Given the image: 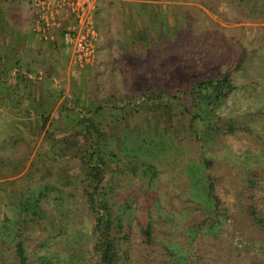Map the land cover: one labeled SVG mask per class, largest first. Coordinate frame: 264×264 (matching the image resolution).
Masks as SVG:
<instances>
[{"label": "rangeland", "instance_id": "1", "mask_svg": "<svg viewBox=\"0 0 264 264\" xmlns=\"http://www.w3.org/2000/svg\"><path fill=\"white\" fill-rule=\"evenodd\" d=\"M94 2L97 56L82 68L72 63L67 48L64 59L59 57L63 45L58 40L45 42L36 35L32 0L12 3L10 26L31 29L37 43L34 54L19 47L11 56L0 39V227L7 235H0V259L13 263L14 234L22 221L27 223L22 240L33 264L99 263L81 166L63 162V154L51 150L73 136L74 127L63 119L74 109L81 112L73 107L80 93L84 102L106 112L104 143L110 168L119 169L110 187L129 236H120L123 264H264V233L251 218L248 201L257 194L254 205L264 217V191L249 182L264 178V2L252 15L228 0ZM5 22L0 16L1 31ZM16 69L31 74L35 84H21L20 73L10 80ZM229 72L236 90L206 116L221 133L188 139L176 134L185 128L175 120L177 137L173 131L171 137L143 111L146 98L158 90L172 93ZM23 87L44 99L46 124L38 100L19 98ZM133 108L140 112L132 113ZM111 109L132 115L118 126ZM128 161L137 165L136 174L126 173ZM65 163L72 167L63 168ZM145 164L154 167L155 176L144 172ZM25 204L29 209L37 205L40 218L32 222L21 216L18 205ZM146 225L152 242L142 231Z\"/></svg>", "mask_w": 264, "mask_h": 264}, {"label": "trees", "instance_id": "2", "mask_svg": "<svg viewBox=\"0 0 264 264\" xmlns=\"http://www.w3.org/2000/svg\"><path fill=\"white\" fill-rule=\"evenodd\" d=\"M228 1L233 4L236 3L241 5L242 10H245L246 14L249 13L247 15L256 13L255 8L260 7L264 2V0H251L249 4L248 2L246 4L244 3L246 0ZM20 76V79H17V81H20L21 84H35L32 82V79L21 74ZM233 76L234 73L229 72L217 79L195 81V83L177 89L172 93L158 90V92L146 98L143 111L147 116H155V118L164 125V132L168 135L173 131L175 120L182 121L185 131L180 129L177 133L173 131L174 136L176 133L179 136L184 135L188 139H199L204 136V134L211 135L221 133L223 130L220 128V125L210 121L207 122L206 116L213 115L218 105L223 104L236 90ZM18 85L19 83L17 86ZM23 88L24 93L22 96L20 95L19 98H27L28 101H34L35 103L38 99H36V97L33 98L34 94H28V87ZM23 88H20V91ZM14 91L17 92V87L13 92ZM77 96L78 98L73 101V107H76L78 110L80 109L81 112H77L74 109L73 112H71L73 113V118L70 117V115H66L63 120L68 126L74 127V133L71 139L78 140L82 145H76V143L72 144L73 142H70L71 139H66V141L62 140V142H56V144L51 147V150L54 153L57 148V151L63 154L61 157L63 162L67 160L71 163L76 161L78 162L77 164L81 166L80 174H82L81 183L84 195L87 198L90 211L93 213L95 219L93 235L95 238V250L100 256L98 264H123L124 258L126 257L125 252L121 248L120 242L122 239L120 236L124 234V238L126 239H128L129 236L125 230L121 215H118L115 211L116 200L114 188L110 187L115 176L119 174V169L116 166L114 169L110 168L112 157L110 156V149H108L107 145L104 143L108 138V133H105L106 131L103 129V123L106 121V112L102 106L94 102H84V94L78 93ZM37 102H39L38 106L43 112H41V115L46 124L48 118L44 117V115L47 113L48 106L45 104L44 99L42 100V97H40ZM20 104L22 103L20 102ZM30 106L31 104L28 107L29 109ZM15 107H17L16 109L20 108L17 104ZM61 109H64L66 112L70 111L69 107H64V104L61 106ZM130 110L132 113L140 112L134 108ZM131 115L132 114H129V112L124 109L109 110V116L115 120L118 126L122 125L124 121H127V117ZM230 130L234 132L232 128H230ZM173 134L170 136L174 137ZM165 147L166 145L164 144L163 148ZM157 148L159 150L162 149L161 146ZM68 151L71 152V154L67 155ZM75 151L78 153L77 157L75 156ZM147 151L151 152V150ZM145 166L144 172L147 171V174H151L152 176L156 175L154 167L146 164ZM71 167L69 163L63 164V168L69 169ZM136 167L137 165H135V163L133 164L131 161H128L125 168L127 170L125 171L126 173L131 172L136 174ZM262 174L264 175V173ZM107 178L110 179L107 180ZM253 178L254 177H252V179ZM252 179L249 181L250 184L255 186L256 189L264 191V178L260 179L257 177L256 179L255 177L253 180ZM256 195L257 194L252 193L248 198V201H250L249 214L251 218L255 220L258 228L264 233V217L260 216L259 211L254 205ZM36 203H38V201ZM27 206L29 205H18V207H20L21 216L29 217L32 222L40 218L41 211L38 210L37 205H34L33 207L35 208L32 209H29ZM26 225L27 223L23 224L22 221H19L21 232ZM142 229L147 238V242H152L153 236L150 225L143 226ZM20 231H18V234H14L16 256L13 263L11 261L10 263L3 262L1 260L3 258V252L1 253L0 251V264H33V259L26 251ZM0 235L1 237L7 236L6 231H4V225L0 227ZM36 263H38V261Z\"/></svg>", "mask_w": 264, "mask_h": 264}, {"label": "built area", "instance_id": "3", "mask_svg": "<svg viewBox=\"0 0 264 264\" xmlns=\"http://www.w3.org/2000/svg\"><path fill=\"white\" fill-rule=\"evenodd\" d=\"M95 0H32L36 35L45 42L60 43L72 53L78 67L91 65L97 56Z\"/></svg>", "mask_w": 264, "mask_h": 264}, {"label": "crops", "instance_id": "4", "mask_svg": "<svg viewBox=\"0 0 264 264\" xmlns=\"http://www.w3.org/2000/svg\"><path fill=\"white\" fill-rule=\"evenodd\" d=\"M3 3H6L7 4V7H8V8L6 7V9L4 11L1 10V8L3 6ZM12 3H14V0H0V16L4 17L5 18V21H6L5 22V25L6 26H4L5 28L2 29V31L0 30V39L1 38H4L5 39V45H6L5 47L7 48L6 53H9V55L13 56V50H14V48L23 47V48H21V50L25 49L28 52H32L34 54L35 53V51H34L35 48L33 46L35 45L34 43H37V42L34 40V37L31 34L32 33V30L30 29V33H29V31H26V30L24 31L23 29H21V31H20V30H17L12 24L10 26V24L8 22V21H10V19H11V13L13 12L12 9H11ZM3 7H5V6H3ZM2 32H4L5 35ZM58 42H60V40H58ZM50 45H52V46H50ZM50 45H49L51 47L50 50L52 48H54L52 50V53H54L56 51L55 50L56 47H55V45L53 43H50ZM59 47H60V45H59ZM62 48H63V50H62ZM8 50L10 52H8ZM43 50L45 51V49H43ZM60 50L62 51V54H61L62 56L59 55V57H62L64 59V54L66 53L65 51L67 49L61 46V49ZM6 53H5V55H6ZM1 61L2 60L0 59V64H1ZM23 71L24 70H22L21 73H20V72H18L17 69L16 70H12V72L9 73L10 80L13 79L14 77H16L17 76V73L18 74L20 73L21 75L26 76L29 79L32 78L31 77V74L24 75L26 73L23 72Z\"/></svg>", "mask_w": 264, "mask_h": 264}]
</instances>
